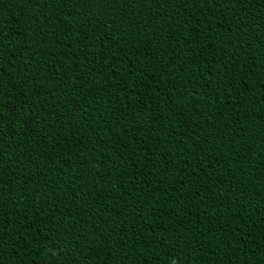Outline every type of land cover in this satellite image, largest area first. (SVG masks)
Here are the masks:
<instances>
[{
	"label": "trees",
	"instance_id": "trees-1",
	"mask_svg": "<svg viewBox=\"0 0 264 264\" xmlns=\"http://www.w3.org/2000/svg\"><path fill=\"white\" fill-rule=\"evenodd\" d=\"M0 264H264V0H0Z\"/></svg>",
	"mask_w": 264,
	"mask_h": 264
}]
</instances>
